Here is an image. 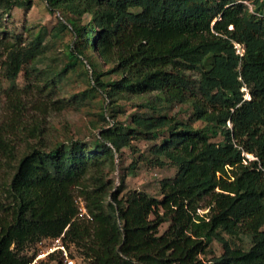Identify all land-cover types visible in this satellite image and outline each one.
<instances>
[{
    "label": "trees",
    "instance_id": "obj_1",
    "mask_svg": "<svg viewBox=\"0 0 264 264\" xmlns=\"http://www.w3.org/2000/svg\"><path fill=\"white\" fill-rule=\"evenodd\" d=\"M32 1L3 0V13ZM44 1L60 16L50 36L73 35L67 63L37 67L42 32L25 44L2 42L9 91L24 73L52 92L86 64L89 88L80 96H102L104 121L120 101L139 100L144 111L101 126L91 142L31 146L22 155L0 184V264H30L29 249L59 237L80 249L83 264H264V1L251 0V11L232 0ZM177 104L191 110L187 120L168 113ZM133 140L153 144L129 174L137 161L176 173L160 181V199L128 190L107 201L115 158ZM0 155L16 157L2 129ZM242 235L247 248L231 242ZM214 240L222 253L201 258Z\"/></svg>",
    "mask_w": 264,
    "mask_h": 264
},
{
    "label": "rangeland",
    "instance_id": "obj_2",
    "mask_svg": "<svg viewBox=\"0 0 264 264\" xmlns=\"http://www.w3.org/2000/svg\"><path fill=\"white\" fill-rule=\"evenodd\" d=\"M232 1L243 2L250 11L254 9L251 0ZM2 2L3 0H0V24L3 26L0 29V129H2L5 140L14 147L16 153V157L12 161H5L0 155V184L5 185L10 181L18 160L31 146L51 147L69 139L91 142L95 139L101 126L109 127L115 122L127 124L131 113H139L144 110L140 107L139 100L120 101L119 107L114 112L111 109L104 111L103 114L106 118L104 121L101 117L102 96L96 93L92 97L83 99L80 96L89 88V79L85 70L89 67L86 64L85 66L77 64L74 70L70 71L52 92L44 88L43 83L36 82L33 77L25 79L24 73L19 74L16 79V89L13 92L9 91L10 84L4 77L2 64L6 56L2 42H13L19 38V41L25 44L33 36L42 32L44 34L43 44L46 47L43 58L37 67L49 66L59 70L67 63V46L72 44L73 35L69 31H63L57 37L50 36L60 16L57 12L50 13L44 0H33L32 5L28 8L14 7L10 15L3 13ZM84 20L87 21V18ZM241 52L242 50L238 47L237 53ZM108 67L106 64H101L103 70ZM75 95H79V97H74ZM245 98H249L247 92H245ZM50 101L55 103L49 104ZM168 113L170 115L177 114L181 120H187L191 110L187 105L177 104L171 107ZM109 115L113 117L110 118ZM192 125L201 127L203 123L193 121ZM227 126L230 124L227 123ZM219 140H221L220 136L212 139L215 142ZM152 144L151 141L133 140L130 141V147L122 149L120 158L116 156L115 170L109 175L111 188L107 201H110L112 193L117 192L118 198H120L128 190L144 192L156 199L161 198L160 181L173 178L176 173L175 167L167 165L162 168H149L137 161L134 173H128L129 165L137 160L139 154L149 155ZM247 156L253 159L252 155ZM206 211L205 208L198 210L200 214ZM167 226V222L162 223L159 232H163ZM224 238L229 239L227 235H224ZM231 242L243 244L246 248L250 245L249 238L244 235L232 239ZM52 244L53 240H44L27 252L30 255L35 251L37 256L45 252ZM65 248L68 254L80 258V249L74 244H69ZM221 253L222 245L214 240L205 255L200 257L210 259ZM50 255L55 258L53 261H49ZM50 255L34 261L35 256L31 263L34 261L33 264H47L48 262L49 264L58 262L63 264L58 251Z\"/></svg>",
    "mask_w": 264,
    "mask_h": 264
},
{
    "label": "built area",
    "instance_id": "obj_3",
    "mask_svg": "<svg viewBox=\"0 0 264 264\" xmlns=\"http://www.w3.org/2000/svg\"><path fill=\"white\" fill-rule=\"evenodd\" d=\"M76 203L78 205V210H79V217H83L86 215V210L83 204V201L78 198V200L76 199ZM55 251H58L62 257V262L63 264H83L82 263V259L81 258H76L75 256L68 254L65 245L62 242L61 237L53 239V244L52 246H50L45 252H42L41 254H38L34 261H36L37 259L46 257L52 253H54ZM34 261L30 264H33Z\"/></svg>",
    "mask_w": 264,
    "mask_h": 264
}]
</instances>
